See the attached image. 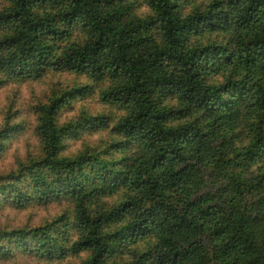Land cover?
Returning <instances> with one entry per match:
<instances>
[{"label":"trees","instance_id":"1","mask_svg":"<svg viewBox=\"0 0 264 264\" xmlns=\"http://www.w3.org/2000/svg\"><path fill=\"white\" fill-rule=\"evenodd\" d=\"M51 74L76 80L0 124V159L36 143L0 210L65 208L0 230V261L264 264V0H0V90Z\"/></svg>","mask_w":264,"mask_h":264},{"label":"rangeland","instance_id":"2","mask_svg":"<svg viewBox=\"0 0 264 264\" xmlns=\"http://www.w3.org/2000/svg\"><path fill=\"white\" fill-rule=\"evenodd\" d=\"M143 12V9H141ZM75 77L69 75L56 76L51 74L40 82L9 84L7 87L0 90V124L8 109V105L14 101L12 111H18L17 118L27 122V127H30L34 122L32 115L33 107L39 103H44L46 97L49 96L50 90L64 87V85H72ZM13 105V106H14ZM106 108L98 103L96 98H87L83 101L74 102L72 109L62 114V120L78 118L81 113L87 112L90 115L103 112ZM18 120V121H19ZM106 138V133L84 135L79 140H73L66 143L65 154H75L82 144L87 143L95 145L100 140ZM28 146V151H27ZM36 147L35 139L31 132H26L18 135L11 140L7 151L0 159V173L12 169L18 160L25 159L27 155L34 153ZM28 152V154H27ZM65 208L64 205L51 204L48 206H31L27 209L16 211L13 209L0 210V230L2 229H18L23 227L34 228L41 226L44 222L53 219ZM80 259L75 260L79 263ZM0 264H42L33 257L17 255L9 261H0Z\"/></svg>","mask_w":264,"mask_h":264}]
</instances>
